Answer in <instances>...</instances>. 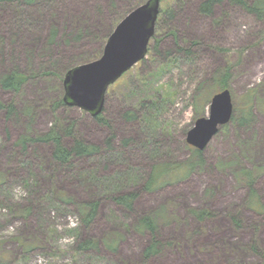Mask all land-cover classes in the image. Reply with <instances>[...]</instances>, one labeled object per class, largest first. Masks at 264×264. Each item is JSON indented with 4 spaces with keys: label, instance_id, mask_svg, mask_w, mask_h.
I'll return each instance as SVG.
<instances>
[{
    "label": "rangeland",
    "instance_id": "1",
    "mask_svg": "<svg viewBox=\"0 0 264 264\" xmlns=\"http://www.w3.org/2000/svg\"><path fill=\"white\" fill-rule=\"evenodd\" d=\"M146 1L0 0V77L14 68L29 76L17 92L0 86L1 102L20 112L12 119L0 108V264H32L41 255L50 264H264V16L230 0L211 14L199 10L203 0H161L148 53L105 93L107 123L58 106L66 69L100 58L117 24ZM227 73L234 118L202 150L203 163L144 190L154 165L180 166L192 157L187 134L209 116ZM128 111L137 118H126ZM31 121L36 135L73 124L78 139L102 151L61 166L52 144H19ZM107 138L113 149L103 145ZM248 172L260 211L250 207ZM18 184L27 192L20 200L12 196ZM131 192L139 193L132 208L115 203ZM93 201L98 213L85 226L77 205ZM155 212L161 246L146 256L152 237L138 222ZM65 235L75 243L60 251L55 242ZM87 239L99 247L80 249Z\"/></svg>",
    "mask_w": 264,
    "mask_h": 264
},
{
    "label": "trees",
    "instance_id": "2",
    "mask_svg": "<svg viewBox=\"0 0 264 264\" xmlns=\"http://www.w3.org/2000/svg\"><path fill=\"white\" fill-rule=\"evenodd\" d=\"M8 1H14V0H8ZM24 1L27 3H31L37 0H24ZM230 1L231 3L243 7L248 12L255 14L259 18H262L264 16V0H256L254 2H250L248 0H230ZM219 2H221V0H203L199 5V10L204 14H211L213 12L215 5H217ZM69 68H67L66 71H68ZM51 72L52 71L47 70L45 74L47 73L50 74ZM41 73H43V71L39 72V74ZM229 75H230L229 73L225 75L224 79L226 80H224V82L223 80L222 81L220 80V83L223 84L222 86L224 87L223 89L227 88V84L225 81L228 80ZM28 79H29L28 74H26L24 71H21L19 68H14L8 72H5L0 77V86L5 89L14 90L17 92L22 87L23 83H25ZM64 104H66L64 98L59 100L58 106ZM0 108H4L5 112L7 113V116L12 119H15L20 115L19 110L14 104L5 105L0 100ZM24 113L26 114V116L29 117L33 114V111L31 112L29 109H26ZM249 116H250V110H247L245 116L240 118V120L238 121L240 122V124H244V120H247ZM125 117L128 119H136L137 113L134 111H128L125 113ZM94 118L100 123H107V120L103 118L102 114H99ZM233 118L234 115L232 119ZM32 123L33 121L28 123L29 132L27 134H24L22 137H20L19 144L22 146L24 150L28 147V145L31 142H45L52 144L53 146L52 156L54 160L61 166L68 165L77 158L91 157L96 154H99L102 151L103 146L90 144L83 140L78 139L73 124L63 127L62 129L52 128L43 135H36L32 130ZM65 136L72 139L71 145H66L64 143ZM103 145L106 146L108 149H113V138H107ZM192 150H193L192 157L185 163L181 164L180 166H173L166 163H158L154 165L152 167V171L148 177L147 182L144 184L143 189L151 191L158 187L164 186L174 181H178L179 179L185 178L188 175H190L193 172V170H195L198 166H200V164H202L204 161L202 150H199L194 147ZM173 167L174 168L178 167L177 170L179 171H173ZM246 179L249 181V186L252 190L249 198L250 207L260 211L263 209V207L259 201V197L255 193V189L253 188V183H254L253 174L251 172H248ZM138 195H139L138 192H131L129 194L119 195L115 197L114 201L116 204L130 209L134 206V203L138 198ZM67 200L71 201L70 199ZM77 206L79 209V214L81 216L82 223L85 226H89L94 221V218L98 213L99 202L98 201L83 202L78 204ZM196 215L199 218H203L205 214L203 211H198L196 212ZM159 216L160 214L158 212L147 214L142 216L138 222L139 229L148 231L152 237L151 242L144 250V255L146 256L157 254L161 246V241L158 235ZM107 245L114 246L111 243H108ZM78 247L82 250L96 248L99 247V242L94 241L92 239H87L81 241L78 244Z\"/></svg>",
    "mask_w": 264,
    "mask_h": 264
},
{
    "label": "water",
    "instance_id": "3",
    "mask_svg": "<svg viewBox=\"0 0 264 264\" xmlns=\"http://www.w3.org/2000/svg\"><path fill=\"white\" fill-rule=\"evenodd\" d=\"M161 0H147L129 12L108 37L100 58L69 69L64 78V101L89 112L93 117L102 113L105 93L134 64L148 53L160 13ZM232 95L223 89L212 97L210 113L200 117L187 134V143L203 150L231 121Z\"/></svg>",
    "mask_w": 264,
    "mask_h": 264
},
{
    "label": "clouds",
    "instance_id": "4",
    "mask_svg": "<svg viewBox=\"0 0 264 264\" xmlns=\"http://www.w3.org/2000/svg\"><path fill=\"white\" fill-rule=\"evenodd\" d=\"M12 196L14 199L16 200H20L24 197L27 196V192L24 189V187L22 185H15L12 188ZM78 223V219L75 217H70L69 218V224L72 227H75L76 224ZM15 231L14 227H9V229H7V233L11 234L12 232ZM75 243V239L73 236L70 235H65L63 237H61L60 239H58L55 242V246L60 250V251H66L69 248H71ZM32 264H50V259L48 257H45L43 255L38 256L33 262Z\"/></svg>",
    "mask_w": 264,
    "mask_h": 264
},
{
    "label": "bare ground",
    "instance_id": "5",
    "mask_svg": "<svg viewBox=\"0 0 264 264\" xmlns=\"http://www.w3.org/2000/svg\"><path fill=\"white\" fill-rule=\"evenodd\" d=\"M165 179V178H164Z\"/></svg>",
    "mask_w": 264,
    "mask_h": 264
}]
</instances>
